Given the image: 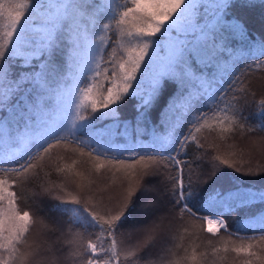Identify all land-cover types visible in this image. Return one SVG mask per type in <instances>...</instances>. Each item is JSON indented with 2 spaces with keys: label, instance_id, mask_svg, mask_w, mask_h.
Instances as JSON below:
<instances>
[{
  "label": "snow or ice",
  "instance_id": "snow-or-ice-1",
  "mask_svg": "<svg viewBox=\"0 0 264 264\" xmlns=\"http://www.w3.org/2000/svg\"><path fill=\"white\" fill-rule=\"evenodd\" d=\"M257 7L0 0V264H264Z\"/></svg>",
  "mask_w": 264,
  "mask_h": 264
},
{
  "label": "trees",
  "instance_id": "trees-1",
  "mask_svg": "<svg viewBox=\"0 0 264 264\" xmlns=\"http://www.w3.org/2000/svg\"><path fill=\"white\" fill-rule=\"evenodd\" d=\"M262 13H264V8H262V7H257L250 13L249 19H250V24L252 25L254 36L258 35V30L260 28V20H261ZM207 132H208V130L205 129L202 132V135H207ZM262 163H264V159L257 158V159L252 161V166L255 168L256 165L262 164ZM201 235L204 236L206 234H201ZM197 242H199V241H197Z\"/></svg>",
  "mask_w": 264,
  "mask_h": 264
}]
</instances>
